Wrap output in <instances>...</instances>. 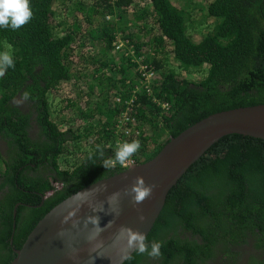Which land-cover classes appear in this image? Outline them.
Returning <instances> with one entry per match:
<instances>
[{"label": "trees", "instance_id": "obj_1", "mask_svg": "<svg viewBox=\"0 0 264 264\" xmlns=\"http://www.w3.org/2000/svg\"><path fill=\"white\" fill-rule=\"evenodd\" d=\"M182 1H201L213 21L199 42L187 32L189 12L173 0H30L26 25L0 28V51L11 44L15 58V68L0 76V136L7 146L5 157L0 149V191L8 189L0 199V264H11L15 249L64 199L128 169L103 166L118 145L139 141L129 160L146 163L210 115L264 105V0ZM59 5L70 14L60 23ZM118 40L126 43L121 50ZM80 47L86 50L77 62ZM141 66L155 71L148 84ZM66 85L62 119L54 122L49 95ZM19 95L36 113V139L28 132L33 112L13 103ZM124 115L133 120L130 134L118 129ZM79 144L87 148L83 159L63 169L62 155ZM189 231L205 244L190 241ZM146 240L162 242L167 264H200L217 245L234 260L241 255L236 247L250 242L264 257V140L221 139L171 190ZM144 255L135 252L125 264ZM256 257L248 264H264Z\"/></svg>", "mask_w": 264, "mask_h": 264}, {"label": "water", "instance_id": "obj_2", "mask_svg": "<svg viewBox=\"0 0 264 264\" xmlns=\"http://www.w3.org/2000/svg\"><path fill=\"white\" fill-rule=\"evenodd\" d=\"M234 134L264 140V105L210 115L172 137L152 160L67 197L15 249L11 264H125L135 253L128 247V230L147 239L171 190L214 145ZM137 177L153 189L140 203L132 192ZM89 217H98L99 224L89 223Z\"/></svg>", "mask_w": 264, "mask_h": 264}, {"label": "clouds", "instance_id": "obj_3", "mask_svg": "<svg viewBox=\"0 0 264 264\" xmlns=\"http://www.w3.org/2000/svg\"><path fill=\"white\" fill-rule=\"evenodd\" d=\"M32 17L33 12L30 7V0H0V28L11 29L13 31L18 30L26 25ZM14 68L15 58L13 47L11 44H5L4 50L0 51V76H3L7 69ZM140 147V142L136 140L118 145L114 157L105 159L103 166L105 168L115 167L117 164L124 166ZM97 151L99 155H103L102 150L98 148ZM89 158L93 159L94 157L90 155ZM152 190V186L146 184L142 177H137L132 189L134 202H142L151 195ZM88 222L93 225L99 224L98 217H89ZM128 231V247L133 249L137 254H147L151 258H157L162 255V242L153 240L149 243L143 233Z\"/></svg>", "mask_w": 264, "mask_h": 264}, {"label": "rangeland", "instance_id": "obj_4", "mask_svg": "<svg viewBox=\"0 0 264 264\" xmlns=\"http://www.w3.org/2000/svg\"><path fill=\"white\" fill-rule=\"evenodd\" d=\"M173 2L176 4L177 7L180 9H185L187 12H189V23H188V29L187 32L189 36L192 37L194 42H199L202 37L205 36V33H207V29L209 26L213 23L212 20L206 18L205 13V5L202 4L201 1L197 2H189V1H182V0H173ZM67 5H71V2H68ZM201 5V6H200ZM67 9L61 5H59V12L57 13V16L55 17L56 21L59 23L63 21L66 15H70L67 13ZM135 11V10H133ZM136 15V14H135ZM146 37V36H145ZM143 39V38H142ZM86 50L85 47H80L77 50V56L80 57V60H76L77 62L82 61L84 56H80V52H84ZM101 51V50H100ZM81 65H79V68ZM173 67V66H172ZM193 80L199 81L202 76V71L199 72L195 71L193 74ZM71 84V83H69ZM62 89L59 90L57 94H50L49 95V103H50V110H51V118L54 122L59 121L62 119V111L64 109V97L68 91H70V86L66 85V87H61ZM60 129H67V127L61 125L59 127ZM152 149V148H151ZM87 148L83 144H79V147L76 150L71 151L70 153L62 155L61 159L59 160V165L64 168H68L69 165L74 167V164H79L81 160L83 159ZM3 168H0V172Z\"/></svg>", "mask_w": 264, "mask_h": 264}, {"label": "flooded vegetation", "instance_id": "obj_5", "mask_svg": "<svg viewBox=\"0 0 264 264\" xmlns=\"http://www.w3.org/2000/svg\"><path fill=\"white\" fill-rule=\"evenodd\" d=\"M13 103H16L21 110L24 111V113L28 114V113H32L33 112V117L31 120V124L32 127H30L28 129L29 135L30 137L36 139L38 137L39 131H40V127L37 124V122L35 121L36 119V113L35 111L32 109V104H30L25 98L21 97L20 95L17 96ZM0 149L2 154L4 155V157L6 156V151H7V146H6V142L1 139L0 136ZM2 178H0V184L2 183ZM3 191H0V199H2L4 197V195L6 194V191H8V189H5ZM45 200L43 199L42 203ZM15 214V212H14ZM180 237L185 238L183 236H181V233L179 232ZM173 235V234H172ZM187 235V237L189 238L190 241H194L197 240L199 242V244L201 246H203L205 244V242H203V238L200 235H196L193 232H186L185 236ZM12 242V241H11ZM219 245H217L214 249V253H216V255L214 257H211L207 260H204V262H201L200 264H248L249 260L251 257L253 256H257L256 258H258L259 260H261L262 262H264V257L260 256L261 254H263V252L258 249V247H256V242H250L249 245L244 246V247H236L238 248V252H241L240 256H237L234 260H230L228 261L226 259V257L224 256V253H220V249H219ZM186 254V253H184ZM138 264H167L166 263V259L162 256H159L157 258H151L148 255H144L143 257H141L139 259V263ZM173 264V263H170ZM176 264V263H174Z\"/></svg>", "mask_w": 264, "mask_h": 264}, {"label": "built area", "instance_id": "obj_6", "mask_svg": "<svg viewBox=\"0 0 264 264\" xmlns=\"http://www.w3.org/2000/svg\"><path fill=\"white\" fill-rule=\"evenodd\" d=\"M116 44H117L116 50H121V49H123L125 47L126 43L124 41H122V40H118ZM129 52H131V51H129ZM124 53H126V51L122 52V54H124ZM141 71L144 72V77L146 78V81H147V84H148L152 80V78L154 77L155 71L150 69V68H148V67H146V66H141ZM117 102L118 103L121 102V99L118 98ZM163 107L165 109H170V107L167 104H165ZM131 123H133V120L131 118L129 119L128 117H126V115H124L122 121L121 120L119 121L118 129H120L121 131H124V133H126V134H130L131 133V129H130L129 125ZM132 165H134V161L133 160H128L125 163L124 167H128L129 168Z\"/></svg>", "mask_w": 264, "mask_h": 264}]
</instances>
